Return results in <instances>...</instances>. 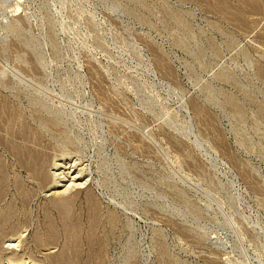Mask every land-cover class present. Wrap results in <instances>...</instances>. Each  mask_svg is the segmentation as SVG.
<instances>
[{
    "label": "rangeland",
    "instance_id": "1",
    "mask_svg": "<svg viewBox=\"0 0 264 264\" xmlns=\"http://www.w3.org/2000/svg\"><path fill=\"white\" fill-rule=\"evenodd\" d=\"M0 125V264H264V0H0Z\"/></svg>",
    "mask_w": 264,
    "mask_h": 264
},
{
    "label": "bare ground",
    "instance_id": "2",
    "mask_svg": "<svg viewBox=\"0 0 264 264\" xmlns=\"http://www.w3.org/2000/svg\"><path fill=\"white\" fill-rule=\"evenodd\" d=\"M15 10V9H14ZM17 10V9H16ZM15 10V11H16ZM44 121V120H43ZM48 121V120H47ZM46 125V124H45ZM1 126V125H0ZM8 130V129H7ZM24 136V135H23ZM25 138V137H24ZM2 141V140H1ZM20 145V144H19ZM19 149V148H18ZM20 150V149H19ZM18 150V151H19ZM35 152V151H34ZM19 154V153H18ZM39 154V153H38ZM26 157V156H25ZM36 158V157H35ZM21 159H24V158H21ZM25 160V159H24ZM21 162H22V160H20ZM24 163H26L25 161H24ZM26 164H28V169L27 170H30V171H33V175L36 177L37 176V178H39V180L41 179V181H42V179L45 177L46 178V176H44V174L41 172V171H37V169L35 168V166H34V161L33 162H31V163H26ZM25 164V165H26ZM73 174V173H72ZM34 178V177H33ZM36 178V179H37ZM74 178L75 177H73L72 178V180H71V182H69L66 186H65V189H62V193L64 192V190H66V189H69L70 187H72V186H74L75 185V183L73 182L74 181ZM46 180V179H45ZM18 185V184H17ZM64 186V185H63ZM19 190V189H18ZM19 192V191H18ZM29 193V192H28ZM61 196H63V195H61ZM66 196V195H65ZM56 202V201H55ZM28 205V204H27ZM9 214V213H8ZM39 231V230H38ZM40 233V232H39ZM55 259V258H54ZM54 262V261H53Z\"/></svg>",
    "mask_w": 264,
    "mask_h": 264
}]
</instances>
